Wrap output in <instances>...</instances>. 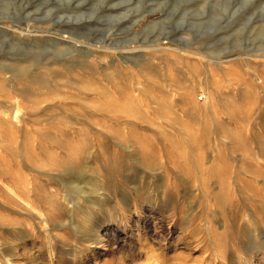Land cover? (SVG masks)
Masks as SVG:
<instances>
[{
	"label": "rangeland",
	"instance_id": "374dc122",
	"mask_svg": "<svg viewBox=\"0 0 264 264\" xmlns=\"http://www.w3.org/2000/svg\"><path fill=\"white\" fill-rule=\"evenodd\" d=\"M0 264H264V0H0Z\"/></svg>",
	"mask_w": 264,
	"mask_h": 264
},
{
	"label": "built area",
	"instance_id": "2783aa9c",
	"mask_svg": "<svg viewBox=\"0 0 264 264\" xmlns=\"http://www.w3.org/2000/svg\"><path fill=\"white\" fill-rule=\"evenodd\" d=\"M206 97V95H201L200 100H203Z\"/></svg>",
	"mask_w": 264,
	"mask_h": 264
}]
</instances>
